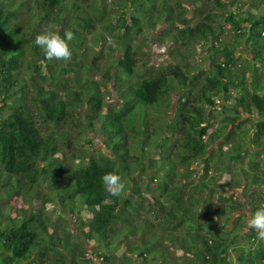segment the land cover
Returning <instances> with one entry per match:
<instances>
[{
  "label": "trees",
  "instance_id": "16d2710c",
  "mask_svg": "<svg viewBox=\"0 0 264 264\" xmlns=\"http://www.w3.org/2000/svg\"><path fill=\"white\" fill-rule=\"evenodd\" d=\"M237 4L256 13L229 9ZM263 10L264 0H0V264H91L92 241L113 249L107 235L116 225L128 231L115 243L138 237L141 206L121 194L143 199L139 183L147 178L146 189L154 187L158 197L146 212L154 210L160 221L142 224H151L150 236L166 226L183 263L169 261L158 236L147 240L148 228L127 253L143 264L160 258L163 264H264V238L241 213L242 198L251 214L264 207ZM157 24L158 45H167L174 61L139 73L147 55L139 38ZM45 30L72 33L70 59H49L35 45ZM226 30L229 40L221 38ZM95 34L115 43L105 47L111 63L101 81L96 74L105 51L90 45ZM244 42L254 64L237 53ZM196 46L208 48L207 65L188 59ZM109 88L117 110L106 100ZM254 110L259 121L251 118ZM73 127L82 139L103 135L110 154L97 160L75 149ZM106 173L121 177L119 195L103 189ZM39 180L56 197L42 194ZM33 191L37 208H6ZM55 198L80 225L81 241L78 233L50 232L44 209ZM250 231L255 238L245 234ZM71 236L78 241L73 248ZM231 254L238 255L231 260ZM101 257L104 264L113 261Z\"/></svg>",
  "mask_w": 264,
  "mask_h": 264
},
{
  "label": "rangeland",
  "instance_id": "374dc122",
  "mask_svg": "<svg viewBox=\"0 0 264 264\" xmlns=\"http://www.w3.org/2000/svg\"><path fill=\"white\" fill-rule=\"evenodd\" d=\"M239 5H233V6H229V9H232L233 11L242 14L245 13L247 11H251L252 13H256L255 11H253L252 9L249 8V6H245L243 7V9H240L238 7ZM264 13V10L261 12ZM162 31V28L160 27L159 24L155 25L152 28V32H149L148 30H146V33L144 34V36H140L139 38V44H141L144 48V52L147 54L146 57H144L141 62L138 65L137 70L139 71V73H142V71L144 70V67L147 65L150 68L156 69L157 67L163 66L166 63H172V61H174V59H172L171 55H170V50L169 47L167 45L165 46H160L158 45V34L159 32ZM232 37V33L228 30H226L222 35L221 38L223 40H229ZM93 41V42H91ZM89 42L90 45H93V48L98 50V51H105V47H108V45H111L112 47H115V43L114 40L112 39H101V38H97V34L95 35H91L89 38ZM192 51L194 52V54H189L188 55V59L191 60L192 63L195 64V66L197 67H202L203 65H207V56L206 54L208 53V48L207 47H202V46H196L195 48L192 47ZM105 57L103 58V60L101 61V71H99V73L96 74V79L98 81L102 80V72L105 70V67L111 63V56H109L110 54L105 51ZM238 55L242 56L243 59H247L249 60L252 64H254L253 62V57L252 54L250 52V49L248 47V45L246 44V42H244V44L242 43V45L239 47L238 49ZM116 55V57L119 56V53H114ZM177 60H175L176 62ZM61 64V63H60ZM59 64V65H60ZM105 96H106V100L108 101V104L110 106L114 105L115 110H117V103L119 102L117 100V98L115 97L114 99V95L112 92V89H105L104 92ZM174 100L175 102L172 104V106L168 109V113H170L172 115V117L175 115V111H176V107L178 104V96H174ZM220 108V106H219ZM246 118H249L248 115L245 116ZM251 118L255 121H259L261 118L257 112V110H254ZM249 126V125H247ZM72 135H73V142H74V147L76 149V147L78 146V149H84L87 153L92 152L93 153V157L97 160L101 159V154H105L108 155L110 154L109 148L104 144V136L97 133V134H93L92 132L88 133V136L84 135L85 138H81L82 136H80V134H78V130L75 129V127L72 128ZM94 140V143L92 145H90L88 142V140ZM250 147H252L253 151L255 150V147L253 146V144L251 143ZM74 150L72 151H67L66 155L68 158H72V154H73ZM244 155L249 159L251 158L250 153L246 154V152L244 153ZM223 180V182L225 181V179L222 177L221 178ZM41 185L40 187V191L42 192V194L44 193H49L51 194L52 198L56 197L55 196V192H54V187L46 182H42V180L38 181ZM148 184H150L148 178L143 182H140L139 185L142 187V195H143V199H141L139 196L137 195H133L131 193V191H126L123 192L121 194L122 199H126V198H131L133 199V201L135 202V204L137 205V208L139 206H141L140 209H142L140 211V217L136 219V225L139 227L140 230L137 229V235L138 237H132L129 236L128 239L124 240L122 245H119L117 242V240L119 239H123L125 236H123V232L124 231H128V226H124L122 224L116 225L115 227L112 228L113 232L109 233V235H107V237L109 236L112 241L115 244V247L111 250L105 248L102 244H98V241L94 239V241H92L93 246L91 248H88V259L91 261V264H104V259L101 257L104 254L107 255H111L113 258V261L110 262V264H143V260H141L139 257L135 256V255H131L130 253H127L125 249L130 248V247H135L136 245H140L142 242V229L143 228H148L149 229V239H153L156 238L158 236V239L155 240V243H157L159 246L158 248H163L164 250L167 251V258L169 259V261H178L183 263V259H184V255L178 251L176 249V247L174 245H172L170 243V241H168L167 239V235L165 234L166 231L164 229H166V226H163L162 228H155L153 229V231L156 233V236H150V233L152 234L151 231V224L149 225H143L142 221L147 219L149 221H151V223H154V225H156L155 223H157L159 220L156 212H154V210H150V212H146V210L148 208V206L151 204L149 203V201H151V198L153 196L158 197V192L154 189V187L149 188V191L146 189V186H148ZM127 185H129V182L127 183ZM31 191V190H30ZM37 191V189H36ZM243 190H240L236 193L237 196L242 195ZM227 193L229 194L230 191H227ZM33 195H38V193H35L33 191V194L27 193V192H22V194L19 196L18 199L13 200L9 203L6 204V208L7 207H12L14 212L17 209L26 207L27 204L30 205L29 209L31 210V208H37L39 206V200L38 197H34ZM241 201L245 204V207L241 210V213L247 216V220L248 218L252 215L250 212V209L248 208V200L247 198H242ZM47 207L44 209V214H45V218L46 221L49 224V230L50 232L54 233H58V234H64V232L66 233H78V229L80 228V225L75 224L76 220L74 221H70V216L67 212H63L62 211V205H60L59 200H57L55 198L54 201H52L51 203H48L46 205ZM85 213V212H84ZM148 215V216H147ZM117 227L122 228L121 231H117ZM125 227V229L123 228ZM145 232H147V230H145ZM256 235H258L257 231L255 230ZM79 234V238L78 240L81 241V237L82 235L80 233ZM246 235L250 236L253 235L252 237L255 238L256 235L252 234V232H248L245 233ZM148 237V236H147ZM146 237V238H147ZM258 238L259 237L258 235ZM72 242H71V247L73 248V243H78L77 238L75 236H71ZM248 241H252L254 243L257 242V240H250L249 238H247ZM260 242V241H259ZM259 244V243H258ZM235 254V253H234ZM231 254L230 255V259L233 260L234 256L236 257L237 255ZM153 264V263H151ZM157 264H163L162 259L160 258L159 262ZM189 264V263H186Z\"/></svg>",
  "mask_w": 264,
  "mask_h": 264
},
{
  "label": "clouds",
  "instance_id": "9594fccd",
  "mask_svg": "<svg viewBox=\"0 0 264 264\" xmlns=\"http://www.w3.org/2000/svg\"><path fill=\"white\" fill-rule=\"evenodd\" d=\"M72 39L71 32L59 33L45 30L35 36L34 43L40 47L47 58L58 60L70 59L72 53L68 41ZM103 189L111 196H117L124 188L121 177L115 173H106L101 177ZM248 227L257 231L259 237L264 238V207L258 208L249 218Z\"/></svg>",
  "mask_w": 264,
  "mask_h": 264
}]
</instances>
